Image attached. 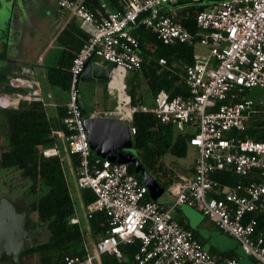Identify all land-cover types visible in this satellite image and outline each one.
<instances>
[{
  "label": "built area",
  "instance_id": "obj_1",
  "mask_svg": "<svg viewBox=\"0 0 264 264\" xmlns=\"http://www.w3.org/2000/svg\"><path fill=\"white\" fill-rule=\"evenodd\" d=\"M98 1L99 9L93 10L83 0H56L60 10L70 12L78 21L87 39L69 69L63 119L66 132L58 131L54 136L62 140L69 155L79 159L77 188L89 189L95 195L85 208L86 218L103 212L109 228L92 251L87 249L84 258L66 256L59 264H95L102 254L120 257L119 245L135 240L140 242L136 264H238L235 258L215 261L192 232L175 220L173 211L182 205L200 211L217 229L235 238L244 254L264 264V232L256 231V221L249 217L264 211V141L238 137L250 128L264 131V118L255 126L253 120L255 105L264 108V0H217L195 16L194 33L176 15L183 0H114L119 11H112L106 0ZM141 16L140 24L164 45H200L205 54H194L193 64L185 68L186 96L171 97L161 90L151 106L138 108L130 106L128 96L126 112L118 108L125 104L119 97L126 93V74L141 67L138 41L129 30L138 25ZM88 61L102 67L112 63V72L122 76V90L111 87L112 72L107 81L108 89L116 92L113 113L131 118L140 110L172 127L175 134L189 135V147L195 151L193 171L168 187L173 198L170 205L152 201L147 187L129 172V164L102 159L90 149L84 120L110 117L96 110L85 115L79 104L80 77ZM33 73L23 68L20 75L8 78L7 85L18 93L0 97L2 108H16L21 102L43 103ZM252 88L262 91L256 101L246 96ZM128 127L132 138L135 129ZM42 155L56 157L59 151L53 146L42 150ZM227 171L242 181L225 184L213 178ZM70 223H80L76 214ZM22 262L33 264L25 258Z\"/></svg>",
  "mask_w": 264,
  "mask_h": 264
},
{
  "label": "trees",
  "instance_id": "obj_2",
  "mask_svg": "<svg viewBox=\"0 0 264 264\" xmlns=\"http://www.w3.org/2000/svg\"><path fill=\"white\" fill-rule=\"evenodd\" d=\"M216 1L208 0L204 3L205 0H199L192 3L183 0L178 4L182 7L176 12L177 18L190 33H194L196 31L195 16ZM83 3L90 9H99L98 0H83ZM106 3L112 11L120 10L116 1L106 0ZM142 17L137 21L138 25L129 30L138 41L141 57L140 70L131 74L133 88L127 91L130 106L133 108L147 105L149 98L153 102V98L161 90L171 97L186 96L183 83L185 68L194 62L193 46L164 45L154 33L140 24ZM76 31L77 35L66 29L59 35L58 42L64 50L57 66L49 68L47 72L52 85L66 91L70 83L69 69L87 39V35L80 28ZM159 60H164V64H159ZM138 81L145 83L146 96L136 93L140 84ZM1 111L5 120L6 145L0 154V169L17 171L22 187H26L28 194L32 197L37 196L30 202L29 209L36 222L44 227L47 233L43 243L27 246L25 257H34V264H59L66 256L84 258L87 249L90 250L89 244L94 246L106 235L109 220L103 212H96L87 219L85 226H82L81 222L71 224L70 220L75 216L74 200L63 171L62 157L60 154L51 158H45L42 155L44 149L53 146L59 148V138L54 136V133L66 132L63 125L66 108L59 107L54 118L48 116L46 107L40 102H21L14 109ZM254 113V126L263 123L261 120L264 118V108L256 104ZM129 125L135 129L131 151L138 159L143 171L166 191L168 187L179 181L181 175L166 166L163 157L170 155L175 159L185 158L190 148L189 135L175 134L172 127L159 123L152 114L140 110L131 114ZM238 137L242 140L264 141V131L250 128L239 133ZM70 161L75 173L79 159L76 155H70ZM128 169L142 184L143 175L135 173L133 165L129 164ZM213 178L225 184H236L242 181L231 171L215 174ZM78 192L84 209L95 200V195L89 189L78 190ZM146 199H149L148 196ZM158 204L161 203L158 202ZM249 217L255 219L256 231L264 232V211L260 215L251 214ZM34 226L35 224L31 229ZM191 232L196 238L194 232ZM139 248L138 240L132 244H120V257L102 254L95 264H136L134 257ZM212 258L219 262L235 257L228 256L220 260L213 256Z\"/></svg>",
  "mask_w": 264,
  "mask_h": 264
},
{
  "label": "crops",
  "instance_id": "obj_3",
  "mask_svg": "<svg viewBox=\"0 0 264 264\" xmlns=\"http://www.w3.org/2000/svg\"><path fill=\"white\" fill-rule=\"evenodd\" d=\"M54 2L56 0H13L11 3L12 13L10 14V20L8 21L7 29L2 34L4 36L3 41L0 42V97L5 95L13 96L14 91L18 93L16 90L8 89L7 80L9 77L20 75L23 68H28L34 72L33 78L39 84L42 104L46 107L47 114L51 118L56 116L59 107H65L68 100L67 91L52 85L47 76L48 69L57 66L59 57L64 50L63 46L58 42V37L66 29L70 33L77 35L76 29H79L78 21L73 15L59 8L55 9L52 4ZM39 4L42 6L45 5L42 13L37 12L40 7ZM10 25H12V29ZM53 41H56L61 46V50L55 65L53 67H45L44 58L47 55L46 52L50 47V43ZM44 82L49 87H46L47 97H43L42 86ZM105 86V89H108L107 83H105ZM53 87H58L61 91H53ZM26 91L23 90L22 92ZM80 91L81 88L79 85L78 101L84 114L87 115V111L81 104L82 96ZM101 112L106 113L105 110H101ZM58 151L62 157V162L66 159L74 176L75 173L71 165L70 155L61 139H59ZM192 171L193 169L191 167L187 174L181 176L188 177ZM170 201L167 200L166 202L160 203L165 207L171 204ZM173 217L182 226L193 231L202 248L213 257L220 260L228 256H234L237 259V263L240 264V257L233 250L232 239L237 243L238 241L217 229L214 223L204 217L197 209L195 210L189 206L182 205L175 209Z\"/></svg>",
  "mask_w": 264,
  "mask_h": 264
},
{
  "label": "rangeland",
  "instance_id": "obj_4",
  "mask_svg": "<svg viewBox=\"0 0 264 264\" xmlns=\"http://www.w3.org/2000/svg\"><path fill=\"white\" fill-rule=\"evenodd\" d=\"M12 1L13 0H0V42L3 41L4 36H2V34L3 32H5V29H7V24L8 21L10 20V14L12 13V5H11ZM206 2H208V0H205L204 3ZM52 4L55 9L58 8L56 2ZM39 6L40 7L38 8L37 12L42 13L43 7L45 5L42 6L41 4H39ZM10 27L12 29V25H10ZM60 50H61V46L57 44L56 41L50 43V47L46 52L47 55L44 58L45 67H53L55 65ZM194 54L196 56L205 54V49L200 45H195ZM131 74L132 73L126 74V78H125L126 93L128 90L133 88ZM139 82L140 84L136 93L140 96H146L145 95L147 89L146 85L143 81H138V83ZM44 85L42 86L43 97H47L46 91L47 88L49 87L47 86L46 82H44ZM79 85L81 88L80 94L82 96L81 104L82 107L87 111V114H90L92 110H99L100 112L101 110L102 111L105 110L107 117L121 119L123 123L126 124L127 126L130 124V117L128 115H119L113 113L114 106L117 105L116 92L111 91L109 89H105L106 88L105 81L90 79L87 81H81ZM118 86L121 87V89H123V83L121 82V79H120V84ZM52 90L57 92L61 91L58 87H53ZM126 93L124 94L122 93V95L119 97L120 103L125 102L124 106H120V107L118 106V108L120 110H125L126 112H128V104H127L128 95ZM13 94L16 95L17 93L14 91ZM246 96L247 98L256 101L258 99L257 97H262V91L257 88H252L246 91ZM147 102L148 103L145 106L149 107L152 105V99L149 98ZM7 108L10 109L9 107ZM3 109L5 108L0 107V111ZM4 131H5V120L3 118L2 113L0 112V154L4 150V147L6 145L4 140ZM132 148H133V144H132ZM132 148L129 151H131ZM194 157H195L194 149L189 148L185 158L175 159L170 155H166L163 157V160L165 165L171 168L174 172H176L179 175H185L187 174L188 170L191 167H193ZM62 163L65 173V178L67 180V183L69 184L70 191L74 200L76 217L79 219V222H81V225L85 226V224L87 223V218L85 216V209L81 204V199L78 192L79 189L77 188L75 182V174L73 176V171L68 166L66 159H64V162ZM20 179H21L20 175L17 171L0 169V199L6 198L10 200L12 204L15 206L16 210H18V212L24 210L27 213L29 219L28 230L30 231L29 237L27 238V246H35L37 244L43 243L46 240L47 233L44 227H42L41 225H39V223L36 222L34 215L29 209L30 202L33 199H35L37 196L32 197L31 195H29L26 187L24 186L22 187ZM167 200H171L170 203L173 202V198L166 190L159 198L158 202H166ZM183 206H187V205H183ZM34 224L35 226L31 229L32 225ZM232 244H233L234 253L240 257L239 259L240 264H257V262H255L251 257L244 254L239 243H237L235 240L232 239ZM88 248L92 251L93 245L90 243ZM34 260L35 258L32 256L30 257L28 256L25 258V262L27 263L34 264ZM8 264L11 263L9 262Z\"/></svg>",
  "mask_w": 264,
  "mask_h": 264
},
{
  "label": "water",
  "instance_id": "obj_5",
  "mask_svg": "<svg viewBox=\"0 0 264 264\" xmlns=\"http://www.w3.org/2000/svg\"><path fill=\"white\" fill-rule=\"evenodd\" d=\"M113 69L112 63L102 67L88 61L80 80L108 81ZM84 126L92 152L111 162L133 165L135 173L143 175L142 182L148 189L150 199L158 201L164 189L143 171L136 156L129 151L132 148L129 127L120 120L111 118L85 119ZM28 224V215L24 210L18 212L10 200H0V263L9 261L11 264H23L30 234Z\"/></svg>",
  "mask_w": 264,
  "mask_h": 264
},
{
  "label": "bare ground",
  "instance_id": "obj_6",
  "mask_svg": "<svg viewBox=\"0 0 264 264\" xmlns=\"http://www.w3.org/2000/svg\"><path fill=\"white\" fill-rule=\"evenodd\" d=\"M111 76H112V81H111V84H110L111 87H116L117 86L120 90H122L121 87L118 86L120 84V79L122 78V76L119 75V73L117 71L112 72ZM121 95H122V92H121L120 96Z\"/></svg>",
  "mask_w": 264,
  "mask_h": 264
},
{
  "label": "flooded vegetation",
  "instance_id": "obj_7",
  "mask_svg": "<svg viewBox=\"0 0 264 264\" xmlns=\"http://www.w3.org/2000/svg\"><path fill=\"white\" fill-rule=\"evenodd\" d=\"M0 112L2 113V111H0ZM2 115H3V113H2ZM1 199H2V198H1ZM1 199H0V200H1ZM17 211H18V210H17ZM19 212H21V211H19ZM28 222H29V219H28ZM8 262H9V261H8ZM2 263H3V262H2Z\"/></svg>",
  "mask_w": 264,
  "mask_h": 264
}]
</instances>
